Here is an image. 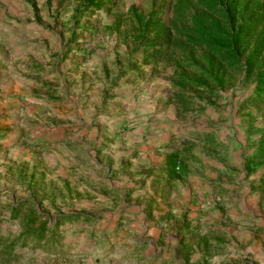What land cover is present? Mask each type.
Masks as SVG:
<instances>
[{
    "label": "rangeland",
    "instance_id": "1",
    "mask_svg": "<svg viewBox=\"0 0 264 264\" xmlns=\"http://www.w3.org/2000/svg\"><path fill=\"white\" fill-rule=\"evenodd\" d=\"M85 1L0 0V234L29 211L91 219L20 244L13 264H264V156L246 162L264 136L254 82L238 69L211 96L189 85L184 112L174 82L199 75V50L145 61L129 7L151 0Z\"/></svg>",
    "mask_w": 264,
    "mask_h": 264
},
{
    "label": "trees",
    "instance_id": "2",
    "mask_svg": "<svg viewBox=\"0 0 264 264\" xmlns=\"http://www.w3.org/2000/svg\"><path fill=\"white\" fill-rule=\"evenodd\" d=\"M84 4L86 10H99L104 0H86ZM129 13L137 24L145 61L165 54L173 46L182 47L183 51L199 50L198 56L193 52L189 54L190 66H195L199 75L190 78L181 73L174 82L181 90L174 102L182 111L191 110L196 96L185 94L189 85L195 92L211 96L217 87L229 83L228 72L238 69L243 74V82L255 84L254 93L248 99L264 101V0H151L146 13L133 5L129 7ZM256 150L246 161L248 166L264 156V136ZM165 167L168 177L183 173L180 152L170 153ZM25 203L20 201L12 208V217L19 218ZM81 216L86 221L91 220L80 213H69L49 221L42 214L29 211L20 217L18 237L9 240L0 236V261L17 258L18 254L13 250L20 244L27 245L29 240L36 245L50 237L56 240L60 224L78 220ZM47 241L49 244L50 240Z\"/></svg>",
    "mask_w": 264,
    "mask_h": 264
},
{
    "label": "crops",
    "instance_id": "3",
    "mask_svg": "<svg viewBox=\"0 0 264 264\" xmlns=\"http://www.w3.org/2000/svg\"><path fill=\"white\" fill-rule=\"evenodd\" d=\"M7 68L9 67L8 65L6 66ZM16 204H13V206H11V212H12V208L15 206ZM74 213H76V212H74ZM9 214H12V213H9ZM66 214H69V213H66ZM12 216V215H11ZM80 219H83V217L81 216L78 220H80ZM78 220H73V221H78ZM65 224L66 223H68V222H64ZM63 224V223H62ZM61 225V224H60ZM60 227V226H59ZM21 233V230L20 231H17L16 233H8V234H5V235H3V234H0V236H2V237H4V238H8L9 240H13V239H15L16 237H18L19 236V234ZM57 235V234H56ZM60 236V239L58 240V242H59V245L57 246V248L54 250V249H48L47 250V252H49V255H48V257L47 258H49L50 259V261H52V259L50 258L51 256L50 255H55L56 253H58V252H61V251H63L62 249H64L65 250V248L62 246L61 247V245L63 244H61V242L60 241H63L64 240V238H65V235L63 236V233L62 234H60L59 235ZM17 248H18V246H16V248L13 250V252L14 253H16V254H18L19 252L17 251ZM50 256V257H49ZM19 259H18V256H17V258H15V259H13V260H11V261H9V262H2V261H0V264H13L14 262H16V261H18Z\"/></svg>",
    "mask_w": 264,
    "mask_h": 264
}]
</instances>
